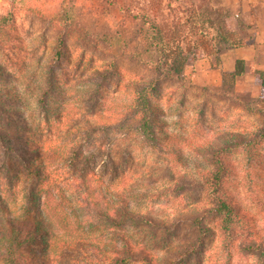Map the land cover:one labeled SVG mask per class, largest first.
<instances>
[{"label": "rangeland", "instance_id": "rangeland-1", "mask_svg": "<svg viewBox=\"0 0 264 264\" xmlns=\"http://www.w3.org/2000/svg\"><path fill=\"white\" fill-rule=\"evenodd\" d=\"M96 1L0 0V16H11L8 23L0 20V134L21 137L18 145L29 139L44 148H66L67 152L81 144L83 149L86 121L91 119L86 99L96 80L93 70L116 61L123 76L120 83H106L109 93L101 107L105 115L129 101L136 83L157 82L152 100L159 119V149H151L136 135L121 140L116 151L126 160L121 162L124 173L117 182L130 196L134 210L173 223L181 213L198 212L204 206L197 198L199 191L188 182L201 179L205 148L221 144L227 132L249 136L264 127V105L255 82L256 73L264 70V0H178L185 6L195 2L203 19L238 16L244 29L239 34L251 37L253 44L238 50L224 48L215 57L217 69L201 59L184 75L169 77L150 72L141 62L136 49L145 42L135 36L138 25L127 22L122 30L119 23L124 16H103L96 3H105ZM251 23L254 27L247 28ZM117 32L126 46L123 53ZM60 50L66 55L60 56ZM238 60L244 61L245 74L234 78L231 74ZM44 94H49L46 106L39 102ZM229 163L228 197L246 216L243 225L252 238L264 240V143L251 155L234 152ZM58 169L61 185L73 182L69 167ZM103 171L100 163L96 172L103 175ZM75 177L69 194L77 197L80 178ZM36 188V177L28 175L23 160L0 137V217L25 218L31 211L34 215L30 195ZM209 224L216 230L215 237L180 264H264L257 253L242 249L241 241L228 251L218 223ZM131 235L134 243L145 245L159 260L193 243L200 232L178 222L169 235L134 230ZM72 256L83 258L74 252L50 260L74 264Z\"/></svg>", "mask_w": 264, "mask_h": 264}, {"label": "trees", "instance_id": "trees-1", "mask_svg": "<svg viewBox=\"0 0 264 264\" xmlns=\"http://www.w3.org/2000/svg\"><path fill=\"white\" fill-rule=\"evenodd\" d=\"M102 1L105 4L96 3L100 14L114 18L117 14L124 16L119 23L122 30H126L127 22L138 25L135 36L145 42L136 49L141 62L150 72L158 71L166 77L184 75L190 65L201 59L208 60L211 67L217 69L215 57L224 48H245L253 44L251 37L239 34H243L244 29L238 16L203 19L195 2L185 6L178 0ZM10 17L0 16V20L8 23ZM253 27L252 23L247 25L249 29ZM116 35L123 53L126 46L121 44L122 33ZM62 48L66 51L65 44ZM58 53L66 55L63 50ZM244 74V61L238 60L231 75L236 78ZM93 78L96 80L86 99L91 119L86 121L83 149H80L81 144L69 147L67 152L66 148H44L29 139L18 145L21 137L5 138L0 134L8 149L23 160L28 175L37 179V188L30 195L34 215L31 211L25 218L0 217L1 263L53 264L58 262L50 260L54 255L62 259L75 252L83 258L72 256L74 264H180L197 255L205 242L215 237L216 230L210 221L218 223L228 251L241 241L242 249L257 253L264 261V240L252 238L243 225L246 216L228 197L226 187L231 171L229 156L237 151L251 155L264 143V127L249 136L227 132L221 137V144L205 148L206 166L200 172L202 177L188 182L199 191L197 198L204 206L198 212L181 213L173 223H168L134 210L130 196L124 194L117 182L124 173L121 162L126 160L116 151L121 140L136 135L151 149H159V119L152 100L158 83H136L129 92V101L105 115L101 114V107L105 94L109 93L106 83L112 80L120 83L123 79L119 64L116 61L103 63L101 68L93 70ZM255 82L264 105V70L256 73ZM48 95L44 94L39 102L45 105ZM100 163L103 175L96 172ZM63 165L74 174L72 183L76 174L80 178L77 197L69 194L72 183L62 182L61 185L62 180L56 176ZM96 187H100L99 191ZM178 222L189 223L200 235L193 243L181 245L167 257L158 260L152 250L132 240V230L154 236L162 231L169 235L175 232Z\"/></svg>", "mask_w": 264, "mask_h": 264}, {"label": "crops", "instance_id": "crops-1", "mask_svg": "<svg viewBox=\"0 0 264 264\" xmlns=\"http://www.w3.org/2000/svg\"><path fill=\"white\" fill-rule=\"evenodd\" d=\"M238 49H241V48H237V50H238Z\"/></svg>", "mask_w": 264, "mask_h": 264}]
</instances>
